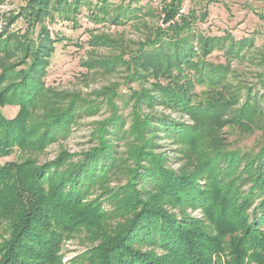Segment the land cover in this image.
<instances>
[{"label":"trees","instance_id":"trees-1","mask_svg":"<svg viewBox=\"0 0 264 264\" xmlns=\"http://www.w3.org/2000/svg\"><path fill=\"white\" fill-rule=\"evenodd\" d=\"M132 4L27 0L13 13L0 33V56L16 57L0 63V160L43 152L72 133L75 97L67 96L63 109L37 113L42 80L66 40L51 25L77 27L83 9L95 24H127L143 11ZM183 6L162 4L163 26L151 29L127 61L108 64L124 68L139 89L107 95L112 116L91 135L92 147L40 165L29 157L0 164V264H62L64 240L84 229L96 244L77 264H264V75L258 90L233 68L255 41L206 34L199 24L207 13H184ZM19 20L24 33L11 29ZM102 42L97 37L92 45ZM215 53L224 61L212 62ZM117 101L130 108L129 124ZM7 107L18 108L14 118L5 116ZM225 127L259 132L256 146L234 148ZM163 138L180 146L178 170L161 152ZM183 208L201 210L204 221Z\"/></svg>","mask_w":264,"mask_h":264},{"label":"rangeland","instance_id":"rangeland-1","mask_svg":"<svg viewBox=\"0 0 264 264\" xmlns=\"http://www.w3.org/2000/svg\"><path fill=\"white\" fill-rule=\"evenodd\" d=\"M27 0H1L0 1V33L7 27L10 17L17 13L21 7L26 5ZM96 3L97 0H92ZM119 3L133 2V7L143 8L138 20L122 25H110L108 23L95 24L87 16V11L82 10L78 17V25L67 22H55L51 25L54 35L59 34L60 38L66 39L56 45V52L47 68V73L42 80L43 88L38 98L41 102L37 111L40 116L51 113L57 109L68 106L70 98L75 97L79 103L75 105L77 111L76 122L72 126V133L66 139L47 146L43 152H24L13 155L6 161H21L26 157L33 158L40 164L54 161L61 153L80 154L94 144L91 142V135L97 127L112 116L113 105L108 100V94L116 91L118 94H130L133 90L139 89L138 84H132L128 79L125 69L120 67L112 70L110 62L120 60L127 61L133 52L147 37L151 29L162 27V4L171 0H110ZM184 13L194 10L201 15L207 13L208 18L199 24V28L206 34L212 36H223L229 33L236 40L254 39L255 46L251 49L246 60L233 63L237 72V78L244 84L258 87L261 75H264V0H181ZM14 31L25 32L26 26L23 20H19L11 27ZM102 37V44H93L95 38ZM94 39V40H92ZM105 42V44H104ZM95 43V42H94ZM15 56L1 55L2 60L8 63L14 60ZM210 60L218 63L223 62L221 53H215ZM115 64V63H114ZM1 73V70H0ZM105 93V94H104ZM120 114L130 123V108L117 101ZM158 112L173 116L177 121L191 124L188 116L182 119L169 109L157 107ZM18 113L17 107H10L4 110L8 119H12ZM222 133L227 136L234 148L251 149L256 146L260 133L254 136L247 135L237 130H229L225 127ZM159 142L169 158V165L173 169L181 167L178 164L179 154L176 151L180 146L168 138ZM114 186V183H109ZM116 185V184H115ZM104 209L109 211V207ZM170 212L178 211V208L168 206ZM182 211V210H181ZM183 213L199 221L205 217L201 210L183 208ZM6 236L0 233V242ZM91 233L82 230L75 233L70 239L64 240L60 255L63 257L62 264H77L79 258L90 250L96 243Z\"/></svg>","mask_w":264,"mask_h":264},{"label":"built area","instance_id":"built-area-1","mask_svg":"<svg viewBox=\"0 0 264 264\" xmlns=\"http://www.w3.org/2000/svg\"><path fill=\"white\" fill-rule=\"evenodd\" d=\"M178 18V17H177ZM163 26V24H161Z\"/></svg>","mask_w":264,"mask_h":264}]
</instances>
